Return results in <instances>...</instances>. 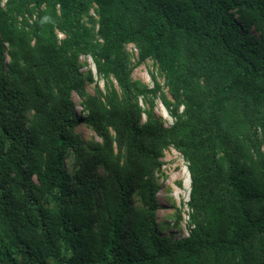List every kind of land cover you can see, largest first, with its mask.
Here are the masks:
<instances>
[{"label":"trees","instance_id":"trees-1","mask_svg":"<svg viewBox=\"0 0 264 264\" xmlns=\"http://www.w3.org/2000/svg\"><path fill=\"white\" fill-rule=\"evenodd\" d=\"M149 59L162 85L131 79ZM170 146L182 237L157 225ZM0 264H264V0H0Z\"/></svg>","mask_w":264,"mask_h":264},{"label":"rangeland","instance_id":"rangeland-1","mask_svg":"<svg viewBox=\"0 0 264 264\" xmlns=\"http://www.w3.org/2000/svg\"><path fill=\"white\" fill-rule=\"evenodd\" d=\"M4 2V0H2ZM90 14L95 18V11L92 8ZM129 54L130 62L133 65L136 60V47L134 44H127L125 46ZM80 71L83 75L88 72L92 75L93 81H86L85 93L92 94L95 86H98L104 91L105 81L96 74L94 64L89 56L82 55L79 59ZM152 75L162 85L163 78L159 74L156 65L152 60H146L139 65H134L131 71V79L139 81L148 87L153 85ZM73 101L76 105L77 113L83 115L82 107L80 105L81 99L73 93ZM139 104L143 108H147L144 99L139 98ZM154 110L163 125L167 126L172 122L171 116L168 114L160 100H155ZM76 131L82 135L85 141H99L100 138L84 123L76 126ZM163 162L161 169L156 173V180L159 186L157 198L159 201V209L157 210V225L164 233H171L174 237H182L187 234V205L186 202L189 197L190 180L186 167V162L181 154L173 147H168L163 151L161 157ZM73 157L71 154L66 159V167L72 170ZM133 199L137 207L141 206L138 195L134 193ZM180 215V219L177 217Z\"/></svg>","mask_w":264,"mask_h":264}]
</instances>
